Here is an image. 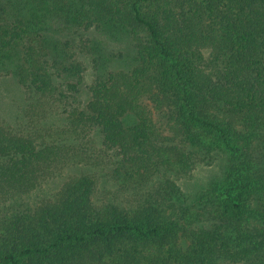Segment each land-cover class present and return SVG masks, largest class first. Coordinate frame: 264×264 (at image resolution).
<instances>
[{
    "label": "trees",
    "instance_id": "1",
    "mask_svg": "<svg viewBox=\"0 0 264 264\" xmlns=\"http://www.w3.org/2000/svg\"><path fill=\"white\" fill-rule=\"evenodd\" d=\"M2 71L24 90L0 118V264H264V0H0ZM225 148L191 204L179 177Z\"/></svg>",
    "mask_w": 264,
    "mask_h": 264
},
{
    "label": "rangeland",
    "instance_id": "2",
    "mask_svg": "<svg viewBox=\"0 0 264 264\" xmlns=\"http://www.w3.org/2000/svg\"><path fill=\"white\" fill-rule=\"evenodd\" d=\"M85 60L87 64H90L88 58ZM93 77L92 67H89L84 83L80 85L83 91L87 90V86L92 82ZM22 90H24L23 86L19 84L18 79L13 74L6 71L0 73V118L12 126H19L22 121V107L19 105L22 101ZM87 95H84L86 97L85 100L88 98ZM230 154L227 148L224 151L220 150V153L216 152L215 159L210 164L202 163L192 171H188L187 174L179 177L178 182L190 197L191 204L197 199L199 192L208 188L218 190L225 184ZM83 171L84 168L80 166H72L65 169L59 176L44 182L36 190L22 198L21 203L36 207L43 201L55 199L61 192L66 180ZM110 199H118L120 202L128 200L127 195L123 191L117 193L110 182H103L96 194V200L100 203Z\"/></svg>",
    "mask_w": 264,
    "mask_h": 264
}]
</instances>
